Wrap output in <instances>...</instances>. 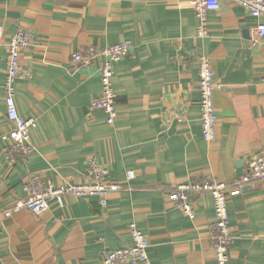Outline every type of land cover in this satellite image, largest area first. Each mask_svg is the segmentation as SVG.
<instances>
[{"label":"crops","instance_id":"crops-1","mask_svg":"<svg viewBox=\"0 0 264 264\" xmlns=\"http://www.w3.org/2000/svg\"><path fill=\"white\" fill-rule=\"evenodd\" d=\"M207 15L197 36L192 0H0V264H101L104 252L129 247L130 225L148 240L150 264H216L211 241V197L193 198L194 218L177 210L171 189L208 178L232 184L248 164L264 158V37L252 45L259 22L228 0ZM33 46L19 55L27 74L15 83L18 114L33 119V151L8 155L7 44L19 30ZM130 43L113 69L117 115L112 125L90 105L101 93L104 59L75 64L72 55ZM241 49L243 63L225 80ZM213 71L215 139L201 137L199 58ZM14 162L11 163L10 159ZM121 189L101 207L96 198L67 194L48 209L4 217L25 196L29 177L52 187L89 181V162ZM134 171L128 180L127 171ZM227 213L232 244L227 264H264V181L230 188Z\"/></svg>","mask_w":264,"mask_h":264},{"label":"built area","instance_id":"built-area-1","mask_svg":"<svg viewBox=\"0 0 264 264\" xmlns=\"http://www.w3.org/2000/svg\"><path fill=\"white\" fill-rule=\"evenodd\" d=\"M248 11L250 16L259 21L254 27L252 45L258 43L264 37V0H228ZM192 9L198 20L197 36H207V15L209 12L219 10L218 0H192ZM1 33V31H0ZM33 46L32 34L19 29L7 44V73L4 78L6 118L12 125L8 135L2 140H10L11 145L6 149L8 155L25 157L33 151L30 143V132L36 128L33 119L21 117L16 109L14 94L15 83L28 69H23L19 64V55ZM130 43L122 42L111 45L101 50H91L88 53H75L72 62L88 65L96 57H102L104 62L99 70L101 87L100 96L93 100L90 108L99 110L105 115V121L112 125L117 115L115 101L116 94L112 86L114 66L127 57L130 51ZM198 69L199 113L201 137L205 142L215 139L217 117L213 103V92L217 85L213 82V71L210 62L205 57H200ZM13 157V156H12ZM10 162L14 160L11 158ZM89 181L79 185L52 187L48 183L40 182L36 177H29L22 186L24 198L18 200L11 209L2 213L4 217H10L13 213L28 211L39 215L48 209L49 201L56 200L61 203L64 195L70 194L76 198H96L101 207L107 205L108 196L121 189L118 183L105 182L104 172L95 162L90 161ZM248 173L241 176L232 184L202 178L188 181L174 186L169 195L174 207L186 215L194 218L193 198L197 195L208 194L211 197L215 222L211 225V241L216 264H227L228 252L232 244L227 213V193L230 188L243 189L251 186L255 181H264V158L257 157L248 164ZM127 179H134L135 173L130 170L126 173ZM131 245L129 247L104 252L101 256V264H150L147 250L149 243L147 237L133 225L129 227Z\"/></svg>","mask_w":264,"mask_h":264},{"label":"water","instance_id":"water-1","mask_svg":"<svg viewBox=\"0 0 264 264\" xmlns=\"http://www.w3.org/2000/svg\"><path fill=\"white\" fill-rule=\"evenodd\" d=\"M250 49H241L237 52L235 58L233 59V61L231 62V65L229 66L228 72H227V76L225 80H229L230 78H232V76L235 75V72L239 69V67L241 66L240 59L242 57H246L247 58V62L243 63L242 66L244 67V70L247 71V73L244 72V76L242 77V80L244 82H248L250 80Z\"/></svg>","mask_w":264,"mask_h":264}]
</instances>
